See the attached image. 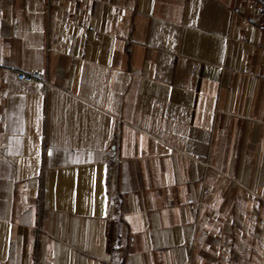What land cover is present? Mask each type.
I'll list each match as a JSON object with an SVG mask.
<instances>
[{
	"label": "crops",
	"instance_id": "1",
	"mask_svg": "<svg viewBox=\"0 0 264 264\" xmlns=\"http://www.w3.org/2000/svg\"><path fill=\"white\" fill-rule=\"evenodd\" d=\"M247 3L0 0V264H264Z\"/></svg>",
	"mask_w": 264,
	"mask_h": 264
},
{
	"label": "built area",
	"instance_id": "2",
	"mask_svg": "<svg viewBox=\"0 0 264 264\" xmlns=\"http://www.w3.org/2000/svg\"><path fill=\"white\" fill-rule=\"evenodd\" d=\"M247 10L252 13V20L243 19L244 25H252L257 29L261 30L264 35V0H248ZM236 13L234 9L233 14ZM17 80L26 85H31L39 82L43 85V94L47 96L48 92L51 90L52 85L49 83L46 75L39 71L32 72H20L17 74ZM52 149H46V157H50Z\"/></svg>",
	"mask_w": 264,
	"mask_h": 264
}]
</instances>
